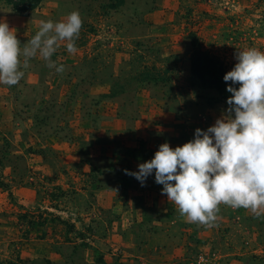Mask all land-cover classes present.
<instances>
[{"label":"rangeland","instance_id":"374dc122","mask_svg":"<svg viewBox=\"0 0 264 264\" xmlns=\"http://www.w3.org/2000/svg\"><path fill=\"white\" fill-rule=\"evenodd\" d=\"M193 35L264 109V0L0 1V264H264V126Z\"/></svg>","mask_w":264,"mask_h":264},{"label":"trees","instance_id":"16d2710c","mask_svg":"<svg viewBox=\"0 0 264 264\" xmlns=\"http://www.w3.org/2000/svg\"><path fill=\"white\" fill-rule=\"evenodd\" d=\"M18 12H30L42 0H0ZM192 84L204 89H215L219 100L233 101L251 122L264 126V109L259 97L254 96L250 84L198 36H191Z\"/></svg>","mask_w":264,"mask_h":264}]
</instances>
